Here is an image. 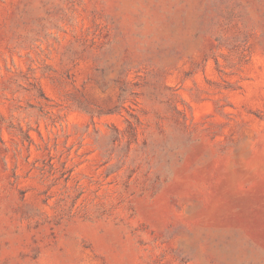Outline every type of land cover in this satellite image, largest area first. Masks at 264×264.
I'll return each instance as SVG.
<instances>
[{
	"label": "rangeland",
	"instance_id": "1",
	"mask_svg": "<svg viewBox=\"0 0 264 264\" xmlns=\"http://www.w3.org/2000/svg\"><path fill=\"white\" fill-rule=\"evenodd\" d=\"M0 264H264V0H0Z\"/></svg>",
	"mask_w": 264,
	"mask_h": 264
}]
</instances>
